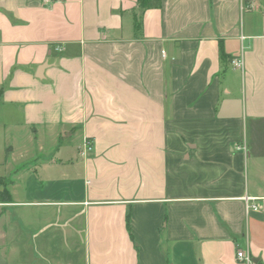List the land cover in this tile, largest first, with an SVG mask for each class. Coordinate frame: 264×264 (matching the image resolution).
<instances>
[{"label": "crops", "instance_id": "1", "mask_svg": "<svg viewBox=\"0 0 264 264\" xmlns=\"http://www.w3.org/2000/svg\"><path fill=\"white\" fill-rule=\"evenodd\" d=\"M136 7L0 0V264H264V0Z\"/></svg>", "mask_w": 264, "mask_h": 264}, {"label": "trees", "instance_id": "2", "mask_svg": "<svg viewBox=\"0 0 264 264\" xmlns=\"http://www.w3.org/2000/svg\"><path fill=\"white\" fill-rule=\"evenodd\" d=\"M163 0H137V7L134 13V30L137 36L142 35V16L144 12L153 9L162 8ZM224 56L222 55V58ZM11 196L8 190V181L0 177V202L1 203H11ZM127 229L130 232V216L127 215Z\"/></svg>", "mask_w": 264, "mask_h": 264}, {"label": "built area", "instance_id": "3", "mask_svg": "<svg viewBox=\"0 0 264 264\" xmlns=\"http://www.w3.org/2000/svg\"><path fill=\"white\" fill-rule=\"evenodd\" d=\"M163 54L165 55V53H163ZM232 64L236 68H242L243 67V60L240 59V58L239 59H234V60H232ZM239 149L246 150L245 147L239 148ZM92 150H93L92 143L90 141L86 140L85 141L84 148L82 150V155H87V154L91 153ZM248 209H253V210L257 211L258 210V206L257 205H254V204L253 205H248ZM236 256H237V258L240 261L246 262L247 264H251V258L247 255V253L245 251L238 250Z\"/></svg>", "mask_w": 264, "mask_h": 264}]
</instances>
